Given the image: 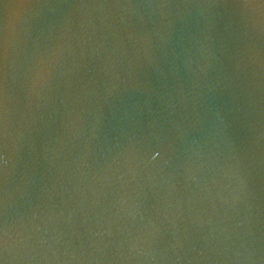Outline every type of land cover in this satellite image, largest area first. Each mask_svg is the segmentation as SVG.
<instances>
[{"label": "water", "instance_id": "water-1", "mask_svg": "<svg viewBox=\"0 0 264 264\" xmlns=\"http://www.w3.org/2000/svg\"><path fill=\"white\" fill-rule=\"evenodd\" d=\"M0 264H264V0H0Z\"/></svg>", "mask_w": 264, "mask_h": 264}]
</instances>
